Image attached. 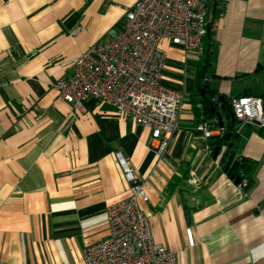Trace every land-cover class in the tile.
<instances>
[{"label":"crops","instance_id":"obj_1","mask_svg":"<svg viewBox=\"0 0 264 264\" xmlns=\"http://www.w3.org/2000/svg\"><path fill=\"white\" fill-rule=\"evenodd\" d=\"M135 1L0 0V264H84L83 248L108 234L106 207L127 195L117 151L143 183L140 208L155 240L177 264H264V128L237 130V154L257 161L246 189L194 129L204 118L201 98L190 96L200 54L159 44L161 83L184 95L162 153L150 147L149 127L109 102L87 97L71 117L72 105L50 87L115 33ZM213 15L207 84L226 127L234 119L225 99L257 95L264 111V0H208L207 21Z\"/></svg>","mask_w":264,"mask_h":264},{"label":"built area","instance_id":"obj_2","mask_svg":"<svg viewBox=\"0 0 264 264\" xmlns=\"http://www.w3.org/2000/svg\"><path fill=\"white\" fill-rule=\"evenodd\" d=\"M207 1L136 0L115 33L88 46L74 60L70 74L54 79L50 87L72 105L71 117L87 97L109 102L116 114L149 127L150 147L162 153L179 128L184 95L161 83L166 57L159 44L167 40L198 56ZM230 107L237 130L245 124L264 128L261 97L238 94L231 97ZM194 129L205 139L223 134L216 119H201ZM114 155L127 195L106 207L108 234L83 248L84 264H177V254L155 240L149 216L140 208V202L148 201L141 179L119 151Z\"/></svg>","mask_w":264,"mask_h":264},{"label":"trees","instance_id":"obj_3","mask_svg":"<svg viewBox=\"0 0 264 264\" xmlns=\"http://www.w3.org/2000/svg\"><path fill=\"white\" fill-rule=\"evenodd\" d=\"M215 29H216V16H212L206 24V32L201 39V53L199 55V62L195 71V84L194 88L190 94L191 97L199 96L202 101L201 114L204 116L205 120L216 119L215 106L212 105L211 99L212 94L215 93L214 89H210L207 84V77L213 66V54L215 50L216 40H215ZM212 75H210L211 77ZM224 109L230 116L234 119L231 107L230 98L224 100ZM197 112V110L195 109ZM218 124V121H217ZM234 123H228L226 127H221L225 129V132L230 133L229 139H223L222 135L216 134L210 137L208 144L209 153L214 157L219 158L218 164L222 171L233 180L236 177L240 178L238 184L243 180L246 181L244 186L246 189L251 185V173L257 164V161L241 156L237 154V143H238V132ZM224 132V133H225ZM185 208V216L189 220V212Z\"/></svg>","mask_w":264,"mask_h":264},{"label":"water","instance_id":"obj_4","mask_svg":"<svg viewBox=\"0 0 264 264\" xmlns=\"http://www.w3.org/2000/svg\"><path fill=\"white\" fill-rule=\"evenodd\" d=\"M215 115H216V118H217V120H218V125H219V127H222V126H223V123H222V121H221L220 114H219L218 112H216ZM222 137H223V139L227 140V139H229V137H230V133H229V132H225V133L222 134ZM213 156L215 157V153H214ZM239 181H240V178H239V177H236V178L233 179V182L236 183V184H238ZM245 185H246V184H245ZM245 185H244V186H245Z\"/></svg>","mask_w":264,"mask_h":264}]
</instances>
